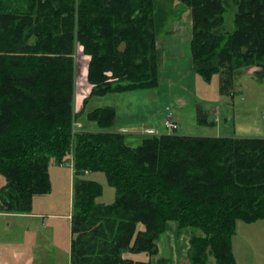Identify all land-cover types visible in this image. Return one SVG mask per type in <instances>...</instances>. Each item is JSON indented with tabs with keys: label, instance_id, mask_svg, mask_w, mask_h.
Returning a JSON list of instances; mask_svg holds the SVG:
<instances>
[{
	"label": "trees",
	"instance_id": "obj_1",
	"mask_svg": "<svg viewBox=\"0 0 264 264\" xmlns=\"http://www.w3.org/2000/svg\"><path fill=\"white\" fill-rule=\"evenodd\" d=\"M178 3L191 16L193 73L206 82L218 75L220 95L230 97L249 68L264 80V0ZM175 7L177 0H0V212L29 213L34 196L51 190L50 158L69 163V264H151L170 220L191 230L189 264H236L237 221L264 219V136L151 133L133 146L108 130L111 106L88 112L100 130L76 127V48L89 58L91 94L156 88L157 40L171 32ZM196 121L214 123L200 103ZM97 171L115 189L110 203L97 201L102 186L85 178ZM142 252L146 259L132 256Z\"/></svg>",
	"mask_w": 264,
	"mask_h": 264
},
{
	"label": "rangeland",
	"instance_id": "obj_2",
	"mask_svg": "<svg viewBox=\"0 0 264 264\" xmlns=\"http://www.w3.org/2000/svg\"><path fill=\"white\" fill-rule=\"evenodd\" d=\"M157 1L169 6L171 0ZM183 11V5L177 0V7L170 14L172 20L174 22L178 20ZM232 14L233 8L229 7L225 14V27L232 25ZM187 18H191L190 13ZM187 25L190 26V23ZM165 40L167 41H162L158 53H161L163 57L161 64L164 73L170 75L171 68L167 65L170 61L167 60L166 55L174 53V50L171 48L172 38ZM88 60L82 48L77 47L73 110L77 114L76 123L81 124L80 130H100L98 124L88 118V112L96 107L111 106L116 111V120L108 130L125 133L126 142L133 146L140 143L143 136L141 133H145L144 129L147 127L157 129L153 130V133L264 136L262 123L264 80L257 81L253 78V68H249L242 75L238 92L233 97L220 95L218 75H214L208 82L199 75H195L194 79L192 75L189 76L192 77L189 78L190 84L193 79L194 90L184 91L183 96L181 95L183 90L176 88L174 92L179 105L192 100L194 108L191 110L190 107L180 108L178 104V107L175 105L172 115L174 119H178V129L171 131L164 125L165 113L159 110L155 94L151 90L91 94L87 79ZM198 103L208 110L210 119L214 123L197 124L196 105ZM49 174L51 190L33 198L34 215L0 213V264H69V215L72 209L73 171L69 163L58 164L52 156L49 160ZM85 178L94 180L102 186V194L97 201L103 203L113 201L115 189L108 184L103 172H88ZM4 183L5 179L0 174V185ZM258 222L246 224L237 221L236 223L234 238L239 242L241 249L238 254L240 260L238 264H264V228ZM235 249L238 248L235 247ZM132 256L134 259L147 258L146 253L143 252Z\"/></svg>",
	"mask_w": 264,
	"mask_h": 264
},
{
	"label": "crops",
	"instance_id": "obj_3",
	"mask_svg": "<svg viewBox=\"0 0 264 264\" xmlns=\"http://www.w3.org/2000/svg\"><path fill=\"white\" fill-rule=\"evenodd\" d=\"M188 15H189L188 10L183 11V14L181 15V17L178 18V20H176L175 22L174 21L171 22L170 25L171 32L167 35L160 37L157 40V49L159 48L161 49L162 41H167L165 39H169V37H171L172 38L171 48L172 50H174L173 51L174 53H169L170 55L168 54L166 55L167 57L165 56L167 60L170 61V63L167 65L171 68V74L166 75L164 73L161 64L163 57L160 55L161 53H159L160 82L158 87L153 89H148L155 94L158 108L159 110L164 111L165 116L169 111L172 113V111L175 110L174 109L176 107L175 105L177 104L179 105L177 101V96H175V92H174L176 88L180 91L183 90L181 91L182 96L185 94L184 91L187 92L189 90L191 91L194 90L193 79L197 74L193 73L190 69V64H191L190 40H191L192 24H191V20L187 18ZM187 23H190V26H188ZM191 75L193 77L192 84H190V79H189L192 78L189 77ZM176 84H178V86H175ZM163 90L165 92H163ZM131 91L134 92L135 90H131ZM193 102L192 100H189L186 103L180 104L179 106L180 108L190 107V109L193 110L194 108ZM79 127H81V124ZM147 130L153 131L154 129L152 127H147V129H144V132L146 133ZM145 133H141V134H145ZM201 135H207V134H201ZM209 136H220V135H209ZM32 208H33V203H32ZM0 213L7 215H12V214L34 215L32 210L29 213H5V212H0ZM69 221L71 225V212L69 215ZM257 222L262 228H264V219H258L249 223H257ZM190 233L191 230L189 227L177 228L176 222L170 220L168 222L166 231L159 236L156 242L158 251L155 255H152L150 257L151 264H189L187 252L189 247ZM70 238H71V232H70ZM235 247L238 249H235ZM232 249L236 264H238L240 261L238 254H240L241 249L239 246V242L236 241L234 235L232 237ZM144 259H146V257H144ZM209 264H213V262L211 261Z\"/></svg>",
	"mask_w": 264,
	"mask_h": 264
},
{
	"label": "built area",
	"instance_id": "obj_4",
	"mask_svg": "<svg viewBox=\"0 0 264 264\" xmlns=\"http://www.w3.org/2000/svg\"><path fill=\"white\" fill-rule=\"evenodd\" d=\"M168 109V107H167ZM262 123L264 125V114H262ZM164 125L167 129L171 130V131H175L178 129V121L176 119L173 118L172 113L169 111L165 117L164 120ZM79 124L76 123V127L79 128ZM153 133L152 130H147L145 134H151Z\"/></svg>",
	"mask_w": 264,
	"mask_h": 264
}]
</instances>
